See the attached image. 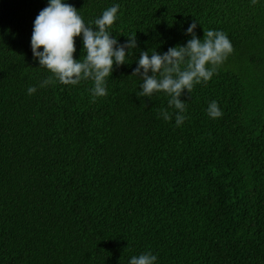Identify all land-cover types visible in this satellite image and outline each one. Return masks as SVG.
<instances>
[{"label":"trees","instance_id":"1","mask_svg":"<svg viewBox=\"0 0 264 264\" xmlns=\"http://www.w3.org/2000/svg\"><path fill=\"white\" fill-rule=\"evenodd\" d=\"M63 2L93 28L119 5L108 31L137 48L94 98L91 79L62 84L33 59L48 0H0V264H264V0ZM194 21L234 51L180 97L177 126L170 96L139 97L132 72L140 52L184 46ZM75 47L83 60L82 36Z\"/></svg>","mask_w":264,"mask_h":264},{"label":"clouds","instance_id":"2","mask_svg":"<svg viewBox=\"0 0 264 264\" xmlns=\"http://www.w3.org/2000/svg\"><path fill=\"white\" fill-rule=\"evenodd\" d=\"M252 3L256 4L257 0H252ZM118 10L119 5L104 10L101 17L95 20L93 28L85 24L73 5L63 0H48V5L34 20L30 41L33 59L38 60L39 65L49 70L60 83L76 85L81 80L91 79L94 82L91 89L93 97L106 96V78L111 76L113 66L127 64L126 57L137 48L135 33L127 36L123 44L110 35L108 29L115 23ZM196 27L197 22L194 21L187 28L186 35H190L191 39L184 46L170 47L163 54L153 51L151 56L148 52H140L137 67L132 72L143 81L139 97L151 98L157 92L170 96L169 106L178 110L177 126L187 118L183 115L186 105L180 97L186 91L190 93L195 84L209 81L234 51L222 31L208 30L204 32L203 39H199L194 31ZM81 36L85 55L83 60H77L73 58L75 38ZM40 48L43 51H38ZM53 76L42 81L40 86L54 83ZM27 91L31 95L36 87H29ZM207 111L214 119L222 116L215 101L211 102ZM160 114L166 121L171 119L163 109ZM156 259L155 255L147 252L132 257L130 264H154Z\"/></svg>","mask_w":264,"mask_h":264}]
</instances>
